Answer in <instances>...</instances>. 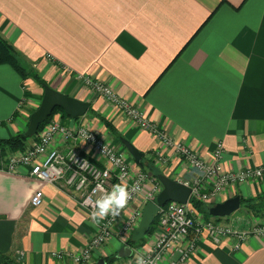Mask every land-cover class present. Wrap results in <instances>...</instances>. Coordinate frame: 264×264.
<instances>
[{"label": "crops", "instance_id": "0c3cea01", "mask_svg": "<svg viewBox=\"0 0 264 264\" xmlns=\"http://www.w3.org/2000/svg\"><path fill=\"white\" fill-rule=\"evenodd\" d=\"M0 33L47 84L90 103L84 116L57 113L55 118L69 130L85 127L109 141L134 172H148L150 164L158 175L174 180L194 176L173 149L84 88L74 75L112 85L209 164L223 142V171L264 169V0H0ZM43 95V85L0 64V125L9 121L0 127V138L24 131L20 128ZM100 117L112 122L115 131ZM123 140L143 152L140 161L146 166ZM51 147H75L96 164L105 162L84 139L67 141L59 134ZM6 163L0 160V263L10 256L26 264H75L67 253L85 247L101 221L88 215L79 203L81 194L63 180L47 183L31 176L27 166L9 171ZM118 183L112 179L111 189ZM145 187L144 193L150 188ZM38 190L44 200L34 206L31 199ZM263 194L264 175L234 184L207 203L213 207L234 196ZM143 199L141 195L132 203L119 225L134 210H143ZM244 210L221 221L247 229L264 220V213L254 217ZM126 242L115 234L94 253L93 264L118 254ZM197 242L182 264H264V235L250 236L239 250L230 238L215 244L203 235ZM151 244L133 251L151 250Z\"/></svg>", "mask_w": 264, "mask_h": 264}, {"label": "built area", "instance_id": "2783aa9c", "mask_svg": "<svg viewBox=\"0 0 264 264\" xmlns=\"http://www.w3.org/2000/svg\"><path fill=\"white\" fill-rule=\"evenodd\" d=\"M76 79L85 87L99 93L134 124L157 137L166 148L173 149L189 164L194 176L183 183L191 188V197L208 201L234 184L250 182L263 176V168L247 167L239 171H223L221 167L223 142L216 145L213 162L210 164L205 162L190 147L176 140L159 124L150 120L140 107L121 97L112 85L88 75L78 74ZM59 134L67 141L84 139L94 147L105 162L102 165L96 164L75 147H69L66 151L52 148L51 144ZM166 160L167 158H160L162 162ZM6 161L9 171L22 165L30 168L31 176L47 183L58 184L63 180L66 185L81 194L79 203L88 211L92 219H94L92 214L96 211L95 201L110 192L112 179L128 186L131 198L120 215L116 217L109 215L102 220L97 233L89 239L85 247L78 252L67 253L75 264H93L94 253L115 234L127 241L140 224L143 210H134L125 222L119 225L124 212L141 195H144L143 200L146 203L156 201L163 189L161 181L152 174L142 170L134 172L126 157L116 151L109 141L85 127L69 130L55 117L39 132L37 140H34L27 149L10 153ZM145 186L150 187L146 193H144ZM133 188L135 190L132 191ZM43 200L44 192L38 190L32 196L31 204L39 206ZM190 200L187 203L170 201L160 207L158 228L152 240L151 250L137 249L131 257L123 258L117 264H163V261L171 256L174 258L167 264H182L190 260L197 249L198 239L203 235L215 244L230 238L234 250H239L250 236L264 235V220H256L249 228L239 229L231 222L204 219L191 206ZM53 254L58 258L63 256L61 252Z\"/></svg>", "mask_w": 264, "mask_h": 264}, {"label": "water", "instance_id": "95a60500", "mask_svg": "<svg viewBox=\"0 0 264 264\" xmlns=\"http://www.w3.org/2000/svg\"><path fill=\"white\" fill-rule=\"evenodd\" d=\"M43 90L44 95L40 105L29 115L30 121L26 131L29 137L37 134L39 130L38 127L51 116L56 107L62 108L64 112L72 118L84 116L90 108V103L88 101L59 91L47 83L43 84ZM123 142L134 159L140 161L143 152L136 149L130 141L123 140ZM158 179L161 181L163 189L157 196L156 201H149L145 204L140 224H138V227L133 231L130 237L133 242H138L148 234L160 207L170 201L187 203L190 200L189 197H191L192 190L182 181L171 179L163 174H159ZM239 207H241V198L240 196H234L215 204L213 207L211 206L209 210L212 216L226 217L235 213L240 209ZM133 250L131 245H125L118 252L117 257L129 258L133 255ZM96 264H107V262L105 258H101Z\"/></svg>", "mask_w": 264, "mask_h": 264}, {"label": "trees", "instance_id": "16d2710c", "mask_svg": "<svg viewBox=\"0 0 264 264\" xmlns=\"http://www.w3.org/2000/svg\"><path fill=\"white\" fill-rule=\"evenodd\" d=\"M0 64H8L9 66H12L18 74L21 76L23 80L32 78L34 79L38 84L43 85L46 83V81L42 78L40 73L38 72L37 69L34 67L24 64V60L22 59L21 54L16 50L14 45L4 38L2 34L0 33ZM57 113H62L63 115H66L64 110L60 107H56L51 116L40 125L39 130L37 134H35L32 137H29L26 134L27 128L24 131H18L16 134L7 137V138H0V160H5L8 155L14 151L18 150H25L27 149L34 140H37L39 132L45 128L46 124L49 123L57 114ZM101 121L104 122V124L109 127L111 130L115 131L114 125H112V122L107 120L105 117H100ZM30 117L28 119V125H29ZM140 164L142 166H146L147 163L140 161ZM148 169L149 171L147 173L152 174L153 176L157 177V171L152 167L150 164ZM145 168V167H144ZM145 170V169H144ZM146 172V170H145ZM191 206L206 220H222L224 217H215L210 214V207L213 204L207 203V201H200L196 198L191 197L190 200ZM241 206L243 208L253 211L256 214L261 211V207H264V194L260 195L257 198H242L241 199ZM158 223H159V214L155 216L153 224H151V229L149 233L151 234L152 232H155L158 228ZM127 240V244L131 245L134 248H141L145 244V239L143 238L141 241L136 244L131 240L130 237ZM122 260L123 258H118L117 254L111 255V256H106L105 260L107 264H114L116 260ZM0 264H26L23 262H19L15 260L14 258H11L10 256H3L2 262Z\"/></svg>", "mask_w": 264, "mask_h": 264}, {"label": "clouds", "instance_id": "9594fccd", "mask_svg": "<svg viewBox=\"0 0 264 264\" xmlns=\"http://www.w3.org/2000/svg\"><path fill=\"white\" fill-rule=\"evenodd\" d=\"M130 198L131 192L126 184L118 183L113 185L110 192L95 201L96 211L92 214L93 218L99 223V221L106 219L109 215L112 217L119 216Z\"/></svg>", "mask_w": 264, "mask_h": 264}, {"label": "rangeland", "instance_id": "374dc122", "mask_svg": "<svg viewBox=\"0 0 264 264\" xmlns=\"http://www.w3.org/2000/svg\"><path fill=\"white\" fill-rule=\"evenodd\" d=\"M24 64H25V62H24ZM76 75H78V74H76ZM76 75H74L75 76V79H76ZM82 75V74H81ZM77 80V79H76ZM78 82H81V81H79L78 80ZM81 84L83 85V83L81 82ZM84 86V85H83ZM84 88H86V89H89L92 93H94V94H97V95H100L99 93H97V92H95V91H93L92 89H90V88H87V87H85L84 86ZM101 96V95H100ZM41 102V100H39V102L38 103H40ZM9 124V121L6 119L5 120V124L4 125H0V127H4V126H6L7 127V125ZM28 127V123L26 124H24L20 129H22V130H24L25 128H27ZM264 175V174H263ZM240 209H238L235 213H233L232 215H230V216H226V217H224V219L225 218H227V217H231V216H234V215H236V214H238L239 215V213H241V212H244V211H246V210H244V208H243V206H241V207H239ZM248 211V210H247ZM247 214L248 213H250L249 211L248 212H246ZM251 213H253V216L255 215L254 213L255 212H251ZM264 213V207H261V211H259V213L258 214H263ZM255 217V216H254ZM243 229V228H242ZM132 235V234H131ZM154 236H156V234H155V232H152L151 234L148 232V234L145 236V237H143L145 240V243L146 242H150V241H152L153 240V238H155ZM131 237V236H130ZM142 238V239H143ZM141 239V240H142ZM141 240H139V241H141ZM138 241V242H139ZM138 242H135L136 244H138ZM139 250H142V249H138V251ZM118 261H119V259L118 260H116L115 262H114V264H117L118 263Z\"/></svg>", "mask_w": 264, "mask_h": 264}]
</instances>
